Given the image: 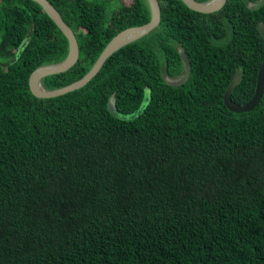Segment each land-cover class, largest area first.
<instances>
[{
  "label": "trees",
  "instance_id": "1",
  "mask_svg": "<svg viewBox=\"0 0 264 264\" xmlns=\"http://www.w3.org/2000/svg\"><path fill=\"white\" fill-rule=\"evenodd\" d=\"M79 58L42 79H81L147 0H49ZM159 25L67 94L39 98L31 73L63 61L65 35L33 0H0V264H264V6L212 13L158 0ZM206 2L209 0H196ZM183 50L191 73L181 84ZM112 97L116 111L108 109Z\"/></svg>",
  "mask_w": 264,
  "mask_h": 264
},
{
  "label": "water",
  "instance_id": "2",
  "mask_svg": "<svg viewBox=\"0 0 264 264\" xmlns=\"http://www.w3.org/2000/svg\"><path fill=\"white\" fill-rule=\"evenodd\" d=\"M33 1L37 2L44 9V11L48 14V16L55 22L58 28L65 35L69 43V51L66 58L63 61L55 64L39 67L31 73L29 77L30 90L33 95L39 98L57 97L83 87L93 77H95L98 74V72L100 71V69L102 68L103 64L105 63L108 57H110L113 53L118 51L123 46L142 38L143 36L150 33L152 30H154L159 25L160 17H161V9H160L159 1L147 0L151 11V18L148 23L137 27H130L117 33L105 46L104 50L102 51L96 62L93 64V66L90 68V70L81 79L61 88H57L54 90H46L42 86V79L49 75L66 72L71 67H73L79 58V48L76 37L72 29L64 22L61 15L52 5V3L49 0H33ZM182 1L188 8L201 13H212L218 11L226 3V0H209L206 2H198L196 0H182ZM262 6H264V0H259L257 3L251 4L249 8L252 10H257ZM258 30L264 40L263 23L259 24ZM179 53L183 63V74L176 80L170 81V83L176 85L185 82L191 73V63L186 53L182 49L179 51ZM238 84H239V77L238 75H235L224 93V97H223L224 105L229 111L233 113L248 112L258 104L259 100L263 95L264 58L257 74V83H256L254 95L249 102L243 105L237 104L233 102L231 99V92L236 88ZM108 109L112 113L116 111L115 103L112 97L109 98Z\"/></svg>",
  "mask_w": 264,
  "mask_h": 264
},
{
  "label": "rangeland",
  "instance_id": "3",
  "mask_svg": "<svg viewBox=\"0 0 264 264\" xmlns=\"http://www.w3.org/2000/svg\"><path fill=\"white\" fill-rule=\"evenodd\" d=\"M125 4H130L131 0H122ZM118 7V3L116 0H112L110 3H109V9H113V8H116Z\"/></svg>",
  "mask_w": 264,
  "mask_h": 264
},
{
  "label": "flooded vegetation",
  "instance_id": "4",
  "mask_svg": "<svg viewBox=\"0 0 264 264\" xmlns=\"http://www.w3.org/2000/svg\"><path fill=\"white\" fill-rule=\"evenodd\" d=\"M170 81L176 80L177 78H168ZM169 81V82H170Z\"/></svg>",
  "mask_w": 264,
  "mask_h": 264
}]
</instances>
